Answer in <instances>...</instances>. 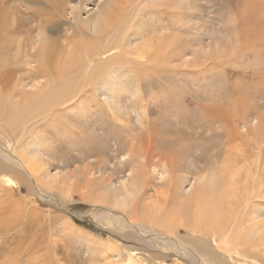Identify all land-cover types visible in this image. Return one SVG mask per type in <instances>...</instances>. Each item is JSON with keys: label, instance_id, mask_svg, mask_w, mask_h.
<instances>
[{"label": "rangeland", "instance_id": "obj_1", "mask_svg": "<svg viewBox=\"0 0 264 264\" xmlns=\"http://www.w3.org/2000/svg\"><path fill=\"white\" fill-rule=\"evenodd\" d=\"M102 1L106 0H69L64 18L73 24L77 20L92 19L100 13L105 4ZM175 2L182 5V65L172 62L169 66L178 70L176 74L135 84L125 67L114 79V84L111 80L110 87L99 89L94 100L88 94L87 101H72L64 114L65 134H53L52 128L43 123L50 137L38 134L36 139L33 138L37 143L26 148L29 154L35 155L28 157L35 168L38 167L34 169V176H28L18 164L10 165V171L5 169L0 173V264H217V259L222 264H253V259L245 254H223L220 242L208 241L218 254H202L184 240L182 228L172 232V237L186 248L185 253L155 248L137 233L126 231V227H131L128 222L130 206L125 210L112 206L120 199L121 187L130 185L129 177L132 176L130 158L122 150L131 142L126 131L143 141L151 133L149 123L154 122L163 129L161 122L165 120L163 126L171 124L165 125L168 131L185 136L182 146L187 150V156L180 162L173 178L156 162L147 173L143 170L141 175L140 172L135 175L136 186L146 187L138 198L139 203L135 202L136 217L141 218L144 211L155 212L157 208L174 212L177 205L171 197L175 193L182 199L190 197L201 185L199 183L226 173V177L239 178L238 185L241 186L237 190L240 194L248 193L251 187L260 190L263 198L256 202L251 215L255 213L256 221L263 222L264 226V42L251 35L242 45L240 40L234 42L239 0ZM22 6L31 7V3L22 2ZM39 9L45 11L44 6ZM70 11L74 15H70ZM63 28L68 29V25ZM139 43L134 40L129 47ZM25 89H30V83ZM212 105L240 116L229 120L233 133L239 137L231 144L224 136L213 140L208 137L209 132L204 136L194 132L189 134L183 118L181 124L173 126L177 124L172 117L175 111L187 116ZM111 116L117 117L118 121H112ZM254 126H261L262 130L256 141L250 133ZM1 127L0 149L9 152L13 142L3 128L5 126L1 124ZM214 127L213 131L222 132L217 125ZM82 142L90 144L88 149L92 148L95 153L89 154L79 148ZM241 150L247 154V161L240 159ZM243 162L246 163L244 166ZM19 176L27 184H18ZM219 176L225 178L224 174ZM3 180L6 183H2ZM170 181L172 186L169 187ZM242 181L247 186H242ZM162 188H169L166 206L153 204ZM190 251L194 254H189ZM255 260L258 261L256 264H264V260Z\"/></svg>", "mask_w": 264, "mask_h": 264}, {"label": "bare ground", "instance_id": "obj_2", "mask_svg": "<svg viewBox=\"0 0 264 264\" xmlns=\"http://www.w3.org/2000/svg\"><path fill=\"white\" fill-rule=\"evenodd\" d=\"M26 1L31 3L33 10L28 5L22 6V2ZM68 1L0 0V132H3V124L5 132L13 142L9 152L5 148L0 149L3 151L0 158L7 162L4 164L0 159V173H4L5 169L10 171V165L18 164L28 176H34V169L37 170L38 167L35 168L34 162L28 157L35 155L29 154V149L26 148L37 143L36 136L41 134L50 137L45 126L49 129L51 127L53 134H65L67 129L64 114L70 105L83 99L87 101L88 94L94 100L99 89L107 88L108 83L114 81L125 67V71L138 84L150 79L162 80L170 73L176 74L178 70L169 68L172 62L182 65V5H177L175 0H106L102 1L105 4L97 16L83 22L77 20L75 24L64 18ZM239 3L236 4L234 42L240 40L242 45L249 39L248 35H251L250 37L255 36L254 38L263 43L264 0H239ZM40 6L45 7L44 12L39 9ZM28 10L30 12H26ZM69 14L74 15L71 11ZM65 24L68 29L63 28ZM134 40L140 43L129 47ZM27 81L30 83L29 90L25 89ZM102 105L100 109L104 114ZM199 110V113L187 116L175 111L172 117L177 124L173 123V126L181 124L180 120L183 118L189 134L194 132L195 135L204 136L209 132L208 137L220 140V136H224L228 144L239 138L233 133L229 121L234 117L240 118L239 114L221 107L217 109L214 105ZM145 116L143 113V118ZM111 120L118 121V118L111 116ZM162 123H166L165 120L161 122L163 129L158 128L154 122L149 123L147 127L151 133L144 139L145 144L144 140L141 141L126 131L127 139L131 138V142L128 146L124 145L122 150L130 158L132 176L129 177L130 185L121 187L120 199L115 201L117 204L112 205L123 210L130 206L128 222L131 227H126V231L137 233L155 248L182 254L186 248L178 245L180 242L177 243L172 237V232L182 228L186 237L184 240L196 246L202 254H218L211 249L208 242L211 241L220 242V251L223 254H245L253 259V264L258 262L255 259L264 260L263 222L256 221L255 213L251 215L253 207L263 195L254 187L250 188L249 194H240L237 190L241 186L238 185L239 178L226 177V173L199 183L201 185L196 187L190 197L182 199L175 193L171 197L173 204L177 205L174 212H167L164 207L165 212L157 208L155 212L144 211L143 219L136 217L134 205L135 202L139 203L138 198L146 187L140 188L141 184L140 187L136 186L135 175L138 172L140 175L144 171L147 173L156 162L163 172L173 178V174L180 168V162L187 156V150L182 146V138L185 136L168 131L165 128L168 123L164 126ZM143 125L145 127V123ZM215 125L219 127L218 130H222L220 134L213 131ZM197 128H200L199 131H194ZM261 131V126H254L250 130L253 140ZM241 141L246 142L243 137ZM140 144L145 146L141 147ZM88 145L90 144L84 142L79 148L89 154L95 153L92 148L88 149ZM242 153L240 159L247 161V154ZM244 164L246 163L243 162L242 166ZM223 174L225 178L219 176ZM244 181L247 182L248 179L244 177ZM17 182L27 184L22 176L18 177ZM2 183L6 182L3 180ZM168 184L169 187L172 186L171 181ZM242 186L247 184L243 182ZM164 189L166 188H162L159 194L161 198L156 197L153 204L166 206L169 188ZM172 217L175 218L174 221ZM179 219H182V223L178 222ZM189 254L194 253L190 251ZM215 257L217 259L218 256ZM217 264L222 263H218L217 259Z\"/></svg>", "mask_w": 264, "mask_h": 264}]
</instances>
